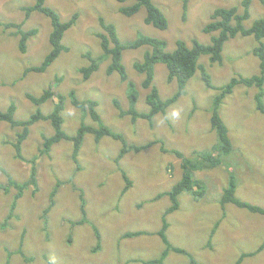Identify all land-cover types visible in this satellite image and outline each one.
I'll use <instances>...</instances> for the list:
<instances>
[{"label":"rangeland","instance_id":"1","mask_svg":"<svg viewBox=\"0 0 264 264\" xmlns=\"http://www.w3.org/2000/svg\"><path fill=\"white\" fill-rule=\"evenodd\" d=\"M154 1L168 19L166 30L144 22L145 8L130 17L122 15L117 0H48L46 4L59 13L62 21L72 19L75 14L79 17L62 41L68 51L62 52L45 72L38 73L27 69L40 65L51 50V19L39 11L27 14L23 10L35 0H0V23L4 24L0 26V110L6 111L14 104L17 120L30 118L39 108L49 114L60 102L57 96L38 106L28 94L40 97L52 85L64 98L62 130L68 137L75 136L82 127H105L121 135L128 146L150 144L121 156L123 142L111 136L97 142L92 133L85 132L76 164L72 158L73 142L68 138L54 144L48 154H41L46 139L56 129L51 120H40L31 126L21 144L23 159H17L14 143L21 129L0 121V168L3 169L0 185L8 182L5 173L24 184L33 164L37 174L36 187L24 190L14 216L10 217L9 213L17 193L15 186L0 191V264L7 261L9 264H148L161 257L165 246L158 232L172 202L168 195L156 198L181 178L184 158L193 157L196 151L197 158L216 143L210 118L218 92L208 88L197 70L188 83L187 94L167 109L166 116L157 114L152 125L144 119L133 124L131 116H121L114 103L117 100L123 110L131 105L127 84L118 73L107 74L111 60L102 59L99 69L86 82L79 69L88 64L86 52L92 51L100 57L103 54L97 36L105 32L100 18L115 24L124 43L134 41L141 33L166 40L167 51H174L178 40L186 41L189 46L193 39L210 43L212 34L203 29L213 11L233 6L242 10V0ZM260 18H264V6L252 0L250 18L245 25L250 27ZM8 23L23 24L25 32L37 30L28 40L26 52H20V36L16 28L5 27ZM257 46L254 37L238 35L225 44L222 63L211 65L208 56L199 60L210 73L213 84L221 87L234 77L259 74L260 60L254 54ZM144 51L145 48L130 49L123 54L129 80L137 88L134 107L139 113L149 110L146 103L149 90L142 88L144 76L134 68L135 62L143 59ZM167 73L164 63L156 64L154 84L163 99L177 90V81L169 83ZM257 91L254 86L239 85L225 99L220 114L234 143L230 162L224 160L219 168L194 173L207 195L195 201L191 191L184 192L180 196V208L166 216L169 241L193 255L194 264H237L243 253L255 252L262 245L261 252L246 258L242 264H264V215L227 204L223 218L218 201V195L234 173L237 197L264 208V114L256 108ZM71 92L79 100H95L100 120L95 121L89 113L74 107ZM34 158L37 159L33 161ZM124 174L131 185L123 195L127 186ZM51 203L54 204L49 209ZM219 220L221 224L210 247L206 243ZM128 232L147 234L129 239L124 237ZM164 261L165 264L190 263L188 257L174 252Z\"/></svg>","mask_w":264,"mask_h":264},{"label":"trees","instance_id":"2","mask_svg":"<svg viewBox=\"0 0 264 264\" xmlns=\"http://www.w3.org/2000/svg\"><path fill=\"white\" fill-rule=\"evenodd\" d=\"M48 0H35V3L31 6L24 7V11L27 14L33 11H39L45 16L49 17L52 22L53 31L50 34L49 42L51 44L50 52L45 56L43 62L34 67L27 69V72H45L61 55L62 52L68 51V48L62 43L64 35L68 29L73 27L79 15L75 14L72 19L68 21H62L58 12L53 8L48 6ZM120 3L118 11L126 16L130 17L137 14L142 8L146 9V17L144 22L147 25H152L160 30H166L168 28V19L165 14L157 7L154 0H133L131 4H126L129 0H117ZM264 6V0H258ZM186 3V2H185ZM252 0H242L241 8L238 6H233L230 8H217L213 11L210 17V22L207 23L203 29V32L207 34H212L211 41L208 44H203L198 40L193 39L192 45L189 46L184 40H178L176 42V48L174 51H167V41L164 39H158L150 37L144 34H138L137 39L131 42H122L117 34L116 27L114 23H107L103 18H100V25L105 32L98 33L97 36L100 40L101 50L103 52L102 56H96L92 51L86 52L84 57L88 61L87 66H83L79 69L83 81H88L93 74L99 69L102 59H110V64L107 66V74L112 75L118 73L122 82L127 84L128 94L130 98V107L128 110H123L121 104L115 100L114 103L116 108H118L121 116L130 115L133 124L139 119H144L152 125V121L157 114L165 115L167 114V109L177 102L181 97L187 94V86L191 78L195 75L197 70H200L202 74V80L205 81L208 88L215 90L218 93L213 99V112L211 113L210 124L213 131L216 133V143L212 145L209 149L200 152L197 156V151L193 157H186L183 160V169L181 178L172 185V188L166 192L158 195L156 199L162 198L166 195L170 197L172 202L171 207L165 212L163 217V226L158 232L159 237L162 239L165 250L162 252L161 257L150 261L148 264H165L168 255L172 252L177 254H182L188 257L190 263L194 264V257L187 250L176 247L172 245L167 237V230L169 223L166 220V216L170 213L175 212L180 208V196L184 192L191 191L195 201L204 198L207 195V191L201 181L194 177V173L206 169H215L222 166L226 160L230 162V156L235 152L234 143L230 136V130L228 124L225 123L224 119L220 114L221 106L223 105L225 99L232 95L235 88L239 85H244L246 87H256L258 91L256 92L254 99L256 108L258 111L264 114V18L257 19L253 22L252 26L247 27L245 25L246 21L250 18V6ZM184 11H187V5H184ZM185 14V13H184ZM185 17V15H184ZM28 19L25 17V20ZM4 25L0 23V26ZM7 28H16L17 35L20 36V52L24 53L27 51L28 40L37 34V30H31L29 32L23 31V24L8 23L5 25ZM216 33V34H213ZM238 35L244 37H254L258 42L257 48L254 50V54L259 57L261 71L259 74H255L251 77H234L227 84L221 87H216L213 84L212 77L205 65L200 62L202 56H208L209 62L212 64L223 62V50L225 49V44L228 40L236 38ZM140 48H145L143 59L135 62L134 68L136 71L144 76L142 81V88L149 90L146 97V103L149 106V110L145 113H139L135 111V104L137 101V88L133 81L129 80V75L126 72V67L123 62V54L125 50H137ZM103 57V58H102ZM158 63H164L168 69L167 78L168 82L177 81L176 92L167 99H163L159 93V89L154 84L155 78V66ZM59 81V79H57ZM57 96L60 102L55 106L54 110L49 114L43 113L42 109L39 108L38 111L33 114L30 118L26 120L15 119L16 106L12 104L6 111L0 110V121L7 122L11 124V127H19L21 129L18 132L16 143H14L15 149L18 150L16 153L17 159H23L21 153V144L27 138L29 134V129L36 122L40 120H51L54 128L56 129L55 134L47 138L43 148L41 149V154H48L52 146L58 143L63 138H68L73 142V154L72 158L76 164H78V155L81 150V144L84 138L85 132H90L95 136L96 141H100L104 136H111L117 140L123 142L124 147L121 150V156H124L130 150H141L148 147L146 146H128L125 139L117 134L111 132V130L101 127L99 129L91 127H82L75 136L68 137L62 130V111L64 109L63 96L59 93L57 94L52 85L46 88L40 97H36L33 94H28V98L38 106L46 104L49 100ZM70 98L72 104L77 109L84 113H89L93 120L99 121L100 116L97 112L98 103L92 99L79 100L75 97V93H70ZM91 126V125H90ZM37 158H34L35 161ZM1 171L3 169L0 168ZM8 182L6 185H0V191H5L7 187L15 186L17 193L15 200L11 205V210L9 216H14V210L17 207L19 199L22 197L24 190L29 186H35L37 184V174L36 166L33 164L31 174L29 179L24 182V184L15 182L8 173H5ZM127 186L123 190V195L130 188L131 182L128 180L124 174ZM197 187V189H195ZM54 192H57L56 190ZM53 192V197L56 193ZM237 179L233 173L228 180V184L222 189V192L218 195V201L223 209V218L226 216V205L233 204L238 208L249 210L252 213H258L264 215V208L249 204L240 200L237 195ZM52 197V199H53ZM155 199V200H156ZM51 203L49 209L53 206ZM48 209V210H49ZM47 210V212H48ZM83 222H86L85 219ZM221 220L215 223L213 230L210 233L209 240L206 245L212 247L213 237L216 234ZM97 230V229H96ZM147 234L146 232H128L124 234L125 238H134ZM98 238L100 239V234L97 231ZM263 250V245L255 252H245L237 260V264H242L243 261L248 258L257 255ZM6 264H9L8 261Z\"/></svg>","mask_w":264,"mask_h":264}]
</instances>
